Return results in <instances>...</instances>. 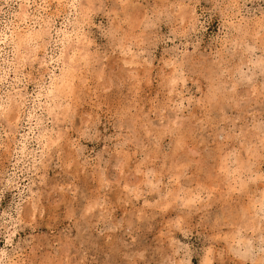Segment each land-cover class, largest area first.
I'll return each instance as SVG.
<instances>
[{
	"label": "rangeland",
	"instance_id": "1",
	"mask_svg": "<svg viewBox=\"0 0 264 264\" xmlns=\"http://www.w3.org/2000/svg\"><path fill=\"white\" fill-rule=\"evenodd\" d=\"M0 104V264H262L264 0H0Z\"/></svg>",
	"mask_w": 264,
	"mask_h": 264
},
{
	"label": "bare ground",
	"instance_id": "2",
	"mask_svg": "<svg viewBox=\"0 0 264 264\" xmlns=\"http://www.w3.org/2000/svg\"><path fill=\"white\" fill-rule=\"evenodd\" d=\"M91 1V0H90ZM84 13V12H83ZM86 15V14H85ZM183 14H181L182 16ZM22 19H24L22 17ZM74 25V24H73ZM71 25V26H73ZM76 26V25H75ZM78 27V26H77ZM76 28V27H75ZM50 26L48 24L47 21H44L43 23H40L38 25V27L35 29L33 27L31 28H26L25 31L21 32L20 34H15L16 36V41L13 40V43L15 44V46L18 45H23L25 44L26 46H29L30 51L32 52V55L34 56L35 53V49L34 47L37 46L39 49V51L41 50V53L43 54L44 52V44L39 47L38 43L41 41H45L44 37H47L50 35ZM72 31H74L72 29ZM71 32V31H70ZM74 33V32H73ZM252 35V34H250ZM73 37H76L77 39H79V37L77 36V33L75 34H68L67 32H64L60 38V44L63 45L64 42L68 41L69 39H72ZM42 44V43H41ZM34 50V51H33ZM40 59V58H39ZM81 59V58H78ZM59 59H57L58 61ZM56 61V62H57ZM125 63L127 64H132L133 61L132 60H124ZM60 72L57 74V76H53L50 78V80L48 81V84L45 87V92H43L44 98L46 103L47 102H51L52 100H54L55 98L60 97L61 95H63L64 93H70L73 90V77H74V70L72 71V68L69 64H66V61L63 59L60 60ZM63 65V66H62ZM66 66V67H65ZM74 68V67H73ZM234 68V67H233ZM175 68H173L174 70ZM172 70V71H173ZM176 73V72H175ZM176 78V77H174ZM169 80V79H168ZM171 80V79H170ZM172 81V80H171ZM175 83V81H174ZM175 84H172V86ZM9 102L10 99L8 98V103L6 107H9ZM5 103V102H4ZM12 104V103H11ZM4 106V107H3ZM0 104L1 110H0V115L2 114H9L8 108L5 107V105ZM14 107V106H13ZM17 107V106H16ZM17 111V110H16ZM19 113V110L17 111ZM17 116V115H16ZM44 135H40V139H43ZM50 139V138H49ZM224 164V163H223ZM236 166V165H235ZM223 167L226 168V165H224ZM233 172L236 173V177H238L242 174L241 171L235 169ZM242 181V180H240ZM244 182H241L240 185H243ZM262 198H264V194L262 195ZM262 203V201H260ZM90 207V206H89ZM262 208L259 207L258 210L260 211ZM248 216V214H247ZM245 217V216H244ZM256 224V223H255ZM258 229V228H257ZM263 247H264V241L261 242V244H259V250L261 251L260 256H258L255 260L256 263H262L264 264V251H263ZM253 250V249H252ZM257 250V249H256ZM254 253V252H253ZM257 253V252H256ZM205 259V258H204ZM203 264H209V260L208 258L205 259V262Z\"/></svg>",
	"mask_w": 264,
	"mask_h": 264
}]
</instances>
